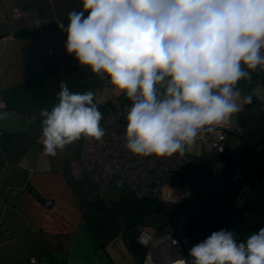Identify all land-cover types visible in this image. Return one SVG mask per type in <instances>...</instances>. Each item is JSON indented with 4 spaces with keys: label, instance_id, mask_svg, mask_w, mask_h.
<instances>
[{
    "label": "crops",
    "instance_id": "crops-1",
    "mask_svg": "<svg viewBox=\"0 0 264 264\" xmlns=\"http://www.w3.org/2000/svg\"><path fill=\"white\" fill-rule=\"evenodd\" d=\"M73 10L78 0H0V111L8 113L0 120V264H139L124 219L138 198L71 176L81 140L55 157L42 152L40 110L57 102L61 80L73 92L92 90L102 115L125 100L66 53L57 22L67 24ZM237 87L240 111L230 124L248 133L227 132L223 154H206L196 140L185 152L194 162L166 205L186 217L189 250L221 229L246 242L264 228V71Z\"/></svg>",
    "mask_w": 264,
    "mask_h": 264
},
{
    "label": "clouds",
    "instance_id": "clouds-1",
    "mask_svg": "<svg viewBox=\"0 0 264 264\" xmlns=\"http://www.w3.org/2000/svg\"><path fill=\"white\" fill-rule=\"evenodd\" d=\"M78 2L67 24L57 22L65 51L131 102L124 138L136 157L183 156L240 111L239 82L264 71V0ZM59 89L51 109L40 110L42 152L51 157L106 135L92 90L73 92L63 80ZM189 256L171 264H264V228L246 242L215 231Z\"/></svg>",
    "mask_w": 264,
    "mask_h": 264
},
{
    "label": "built area",
    "instance_id": "built-area-1",
    "mask_svg": "<svg viewBox=\"0 0 264 264\" xmlns=\"http://www.w3.org/2000/svg\"><path fill=\"white\" fill-rule=\"evenodd\" d=\"M21 10L15 8L14 17ZM124 102L106 110L101 121L106 135L102 142L92 139H81L80 156L70 164L73 178L82 174L90 175L102 192L107 186L122 187L138 199L149 197L161 203L173 201V190L180 184V172L194 162L184 154L156 159L140 158L132 155L125 148V128L127 109L131 102L124 96ZM28 119L34 117L28 115ZM233 131L240 136L248 133L247 125L231 126L230 119L218 126L215 132L204 133L197 139L206 154H223L226 151V134ZM187 222L185 216L170 215L161 227L143 224L139 227L135 242L141 246L144 256L139 264H171L183 258L190 260V238L184 232ZM30 264H36L35 258Z\"/></svg>",
    "mask_w": 264,
    "mask_h": 264
},
{
    "label": "trees",
    "instance_id": "trees-1",
    "mask_svg": "<svg viewBox=\"0 0 264 264\" xmlns=\"http://www.w3.org/2000/svg\"><path fill=\"white\" fill-rule=\"evenodd\" d=\"M34 30H25L21 35L31 36ZM167 206L157 199L144 197L138 199L137 203L124 215L127 222V231H129L130 243L129 247L136 256L138 263L144 256V249L135 242V236L140 226L143 224H161L169 218Z\"/></svg>",
    "mask_w": 264,
    "mask_h": 264
},
{
    "label": "rangeland",
    "instance_id": "rangeland-1",
    "mask_svg": "<svg viewBox=\"0 0 264 264\" xmlns=\"http://www.w3.org/2000/svg\"><path fill=\"white\" fill-rule=\"evenodd\" d=\"M119 95V94H118ZM123 96V98H124V95H122ZM197 143V142H196ZM109 187H111V188H113V189H119V188H122V187H113V186H107V188H105V191L109 188ZM154 225H160V224H154Z\"/></svg>",
    "mask_w": 264,
    "mask_h": 264
}]
</instances>
